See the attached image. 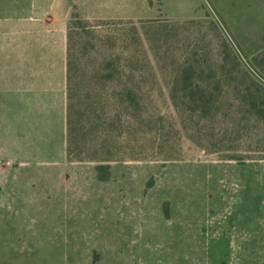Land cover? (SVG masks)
Segmentation results:
<instances>
[{"label": "rangeland", "instance_id": "obj_1", "mask_svg": "<svg viewBox=\"0 0 264 264\" xmlns=\"http://www.w3.org/2000/svg\"><path fill=\"white\" fill-rule=\"evenodd\" d=\"M69 23L74 160L6 115ZM0 264H264V0H0Z\"/></svg>", "mask_w": 264, "mask_h": 264}, {"label": "crops", "instance_id": "obj_2", "mask_svg": "<svg viewBox=\"0 0 264 264\" xmlns=\"http://www.w3.org/2000/svg\"><path fill=\"white\" fill-rule=\"evenodd\" d=\"M8 69L6 63V115L10 100V118L18 120L19 126L25 120L27 136L39 137L34 142L65 141L68 135L66 25L62 28L61 45L56 53L23 56L16 69L11 72Z\"/></svg>", "mask_w": 264, "mask_h": 264}, {"label": "trees", "instance_id": "obj_3", "mask_svg": "<svg viewBox=\"0 0 264 264\" xmlns=\"http://www.w3.org/2000/svg\"><path fill=\"white\" fill-rule=\"evenodd\" d=\"M77 21L83 22L82 19H79ZM71 23L68 25V107H67V115H68V159L74 160V159H84V157L81 156H73V141L71 139L73 125H74V115L76 112V87L74 83V75H73V59H72V52H71V37L69 34Z\"/></svg>", "mask_w": 264, "mask_h": 264}]
</instances>
